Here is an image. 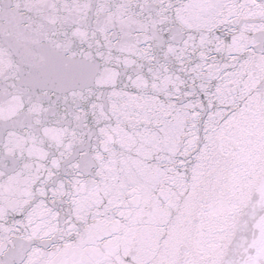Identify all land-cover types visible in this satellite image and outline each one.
<instances>
[{"label": "snow or ice", "instance_id": "1", "mask_svg": "<svg viewBox=\"0 0 264 264\" xmlns=\"http://www.w3.org/2000/svg\"><path fill=\"white\" fill-rule=\"evenodd\" d=\"M0 264H264V0H0Z\"/></svg>", "mask_w": 264, "mask_h": 264}]
</instances>
